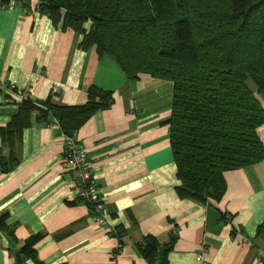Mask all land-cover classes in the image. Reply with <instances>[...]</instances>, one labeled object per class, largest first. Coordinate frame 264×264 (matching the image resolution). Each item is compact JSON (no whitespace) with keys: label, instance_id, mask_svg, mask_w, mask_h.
I'll list each match as a JSON object with an SVG mask.
<instances>
[{"label":"crops","instance_id":"1","mask_svg":"<svg viewBox=\"0 0 264 264\" xmlns=\"http://www.w3.org/2000/svg\"><path fill=\"white\" fill-rule=\"evenodd\" d=\"M0 0V80L15 86L0 91V129L6 128L22 100L51 99L79 105L90 86L113 93L74 139L86 150L106 209L107 224L76 195L74 178L63 162L65 136L56 118L37 120L22 130L12 147L0 135V264H157L138 244L153 237L174 238L165 264H264V160L223 173L218 200L197 202L176 192L179 183L169 141L172 83L141 73L128 79L109 55L80 47L82 36L30 8ZM262 108L264 94L251 86ZM264 144V124L257 129ZM35 258L17 261L32 235ZM20 256V255H19Z\"/></svg>","mask_w":264,"mask_h":264},{"label":"trees","instance_id":"2","mask_svg":"<svg viewBox=\"0 0 264 264\" xmlns=\"http://www.w3.org/2000/svg\"><path fill=\"white\" fill-rule=\"evenodd\" d=\"M35 1L39 12L82 36L80 47L94 46L100 56L112 57L128 79L145 73L172 83L167 124L180 197L218 200L225 171L264 160L257 134L264 108L247 85L251 78L264 94V0ZM112 101V91L96 86L79 105L22 100L0 135L12 147L37 112V120L52 116L64 136L73 137ZM13 161L0 159V169ZM40 237L28 238L17 261L35 258ZM173 243L174 238L160 244L148 236L138 248L144 258L165 264Z\"/></svg>","mask_w":264,"mask_h":264},{"label":"built area","instance_id":"3","mask_svg":"<svg viewBox=\"0 0 264 264\" xmlns=\"http://www.w3.org/2000/svg\"><path fill=\"white\" fill-rule=\"evenodd\" d=\"M9 7L18 4L22 7L24 13H29L30 8L22 0H9ZM13 84H7L0 80V91L14 90ZM63 162L67 170L74 178L77 198L87 203L96 214V221L100 225L107 224L106 209L100 196V191L94 180V174L91 170V163L87 157L86 150L74 137L65 136V146L63 151ZM121 244L118 242L112 253L111 264H117L116 258L120 252ZM264 256V250L261 252ZM198 264H207L203 257V251L196 253Z\"/></svg>","mask_w":264,"mask_h":264},{"label":"rangeland","instance_id":"4","mask_svg":"<svg viewBox=\"0 0 264 264\" xmlns=\"http://www.w3.org/2000/svg\"><path fill=\"white\" fill-rule=\"evenodd\" d=\"M254 84L253 80L251 78H249L247 80V85L251 88V86Z\"/></svg>","mask_w":264,"mask_h":264}]
</instances>
